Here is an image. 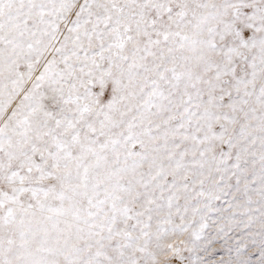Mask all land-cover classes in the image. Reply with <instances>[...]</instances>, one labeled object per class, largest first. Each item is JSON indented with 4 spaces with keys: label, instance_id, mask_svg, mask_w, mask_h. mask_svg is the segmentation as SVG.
<instances>
[{
    "label": "snow or ice",
    "instance_id": "6c2138e0",
    "mask_svg": "<svg viewBox=\"0 0 264 264\" xmlns=\"http://www.w3.org/2000/svg\"><path fill=\"white\" fill-rule=\"evenodd\" d=\"M0 264H264V0H0Z\"/></svg>",
    "mask_w": 264,
    "mask_h": 264
}]
</instances>
